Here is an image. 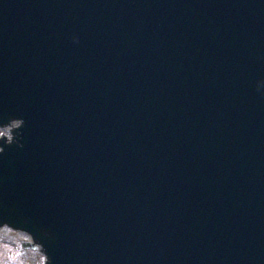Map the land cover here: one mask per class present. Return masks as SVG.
Listing matches in <instances>:
<instances>
[{
  "label": "water",
  "instance_id": "1",
  "mask_svg": "<svg viewBox=\"0 0 264 264\" xmlns=\"http://www.w3.org/2000/svg\"><path fill=\"white\" fill-rule=\"evenodd\" d=\"M258 82L264 0H0V221L52 264H264Z\"/></svg>",
  "mask_w": 264,
  "mask_h": 264
},
{
  "label": "clouds",
  "instance_id": "2",
  "mask_svg": "<svg viewBox=\"0 0 264 264\" xmlns=\"http://www.w3.org/2000/svg\"><path fill=\"white\" fill-rule=\"evenodd\" d=\"M72 39L78 43V37ZM261 83L264 82L257 83V91H260ZM24 123L22 118H12L0 124V154L13 144L21 146L20 130ZM0 264H52V259L31 231L0 221Z\"/></svg>",
  "mask_w": 264,
  "mask_h": 264
}]
</instances>
